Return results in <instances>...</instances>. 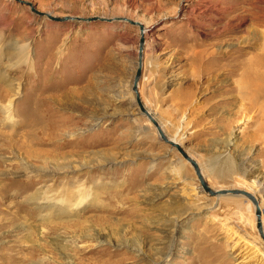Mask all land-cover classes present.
<instances>
[{"label": "rangeland", "instance_id": "1", "mask_svg": "<svg viewBox=\"0 0 264 264\" xmlns=\"http://www.w3.org/2000/svg\"><path fill=\"white\" fill-rule=\"evenodd\" d=\"M123 16L142 103L264 229V0H0V264H264L139 112Z\"/></svg>", "mask_w": 264, "mask_h": 264}, {"label": "water", "instance_id": "2", "mask_svg": "<svg viewBox=\"0 0 264 264\" xmlns=\"http://www.w3.org/2000/svg\"><path fill=\"white\" fill-rule=\"evenodd\" d=\"M38 13H41L39 11H36ZM49 18L55 19L57 21H63L71 18L70 16H63V17H54L49 14H47ZM117 20H125L126 22L138 26L139 29V44H138V52H137V64L135 68V72L133 75L132 79V84H131V90L134 96V100L136 102V105L138 107L139 112L146 117V119L152 123V125L156 128L159 137L162 141L165 143L169 144L171 147H174L180 155L192 166L197 179L202 186L204 192L209 194L210 196H218L222 194H232V195H242L244 197H247L252 201V203L255 206V217H256V226L258 231L260 232L262 241L264 242V234L262 232V224H261V211L260 207L258 204V200L253 196L249 191L240 189V188H232V189H214L211 188L205 178L202 175L201 169L197 161L186 151V149L177 141L172 140L166 136L164 131L162 130L161 125L159 124L158 120L156 117L153 115V113L148 110L144 104L142 103L139 90H138V82L140 80L141 74H142V66H143V48H144V25L140 23L139 21L132 20L128 17H117L115 18Z\"/></svg>", "mask_w": 264, "mask_h": 264}, {"label": "bare ground", "instance_id": "3", "mask_svg": "<svg viewBox=\"0 0 264 264\" xmlns=\"http://www.w3.org/2000/svg\"><path fill=\"white\" fill-rule=\"evenodd\" d=\"M28 6H30L29 4H27ZM73 20H75V18H73V17H71V18H69L68 19V21H73ZM81 20V19H80ZM121 21H125V20H121ZM126 22V21H125ZM148 29L149 28H146L145 26H144V34H147V32H148ZM253 33V32H252ZM253 36H254V39H256L257 37H259L258 36V34H255V33H253ZM144 40H145V38H144ZM146 41V40H145ZM144 41V42H145ZM257 45V44H256ZM262 49H263V51H264V41L262 42ZM221 54V57L219 56ZM225 51H223L222 49H220V51H218V57H220V58H223L225 55ZM257 60V59H256ZM259 65V64H258ZM261 67V66H260ZM252 83V82H251ZM247 84H249V83H247ZM253 84V83H252ZM247 88V87H246ZM242 89V88H241ZM242 93H243V91H242ZM261 104H262V102H261ZM263 105V104H262ZM264 106V105H263ZM169 138V137H168ZM172 140H175V141H177V142H179L178 140H176V139H174V138H172ZM262 140L264 141V136L262 137ZM10 143V142H9ZM27 149H29V147H30V142L29 143H26L25 145H24ZM24 146H23V148H24ZM4 147V146H3ZM201 189L203 190V188H202V186H201ZM204 191V190H203ZM253 195V194H252ZM222 195H218V196H216V197H221ZM254 196V195H253ZM45 198V195H43L42 194V198L41 199H44ZM259 201V200H258ZM258 204H259V202H258ZM66 205V204H65ZM67 206V205H66ZM260 220H261V224H262V232H263V234H264V229H263V218H262V215H261V218H260ZM258 230V229H257ZM259 232V231H258ZM259 234H260V232H259ZM260 237H261V235H260ZM262 239V238H261Z\"/></svg>", "mask_w": 264, "mask_h": 264}]
</instances>
